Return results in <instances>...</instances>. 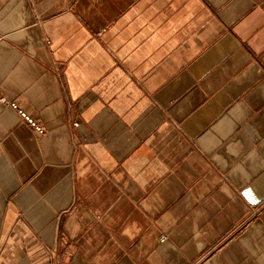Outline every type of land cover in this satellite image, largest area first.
Masks as SVG:
<instances>
[{"label": "crops", "instance_id": "crops-1", "mask_svg": "<svg viewBox=\"0 0 264 264\" xmlns=\"http://www.w3.org/2000/svg\"><path fill=\"white\" fill-rule=\"evenodd\" d=\"M1 98L0 264H264V0H0Z\"/></svg>", "mask_w": 264, "mask_h": 264}, {"label": "built area", "instance_id": "built-area-1", "mask_svg": "<svg viewBox=\"0 0 264 264\" xmlns=\"http://www.w3.org/2000/svg\"><path fill=\"white\" fill-rule=\"evenodd\" d=\"M2 104L5 105L6 107H10L11 109L15 110L18 113V116L20 118V121L30 127L34 133L38 136H42L45 133V129L42 125L37 123L31 116H29L26 112L23 110L19 109V107L14 103V102H8L4 98L0 99ZM74 127H77L76 123H73ZM166 238L165 236L161 237V241H164Z\"/></svg>", "mask_w": 264, "mask_h": 264}]
</instances>
